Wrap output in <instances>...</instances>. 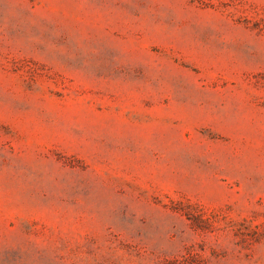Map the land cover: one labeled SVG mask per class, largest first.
<instances>
[{
	"label": "rangeland",
	"instance_id": "obj_1",
	"mask_svg": "<svg viewBox=\"0 0 264 264\" xmlns=\"http://www.w3.org/2000/svg\"><path fill=\"white\" fill-rule=\"evenodd\" d=\"M0 264H264V0H0Z\"/></svg>",
	"mask_w": 264,
	"mask_h": 264
}]
</instances>
